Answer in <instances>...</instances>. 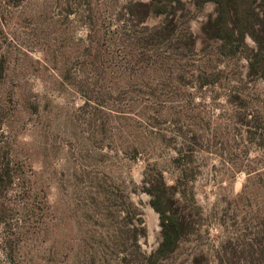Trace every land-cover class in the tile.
<instances>
[{"label": "rangeland", "instance_id": "obj_1", "mask_svg": "<svg viewBox=\"0 0 264 264\" xmlns=\"http://www.w3.org/2000/svg\"><path fill=\"white\" fill-rule=\"evenodd\" d=\"M182 2L0 0V264H149L163 210L156 264H264V58Z\"/></svg>", "mask_w": 264, "mask_h": 264}, {"label": "trees", "instance_id": "obj_2", "mask_svg": "<svg viewBox=\"0 0 264 264\" xmlns=\"http://www.w3.org/2000/svg\"><path fill=\"white\" fill-rule=\"evenodd\" d=\"M156 1L157 0H153L151 7L145 5H142V7L146 10L152 11L155 15H162L169 13L167 8L163 6V4L165 3L171 4V6L173 7V12H175L177 8H182L184 6L182 0H160L158 3ZM256 1L257 0H193V2L199 7L205 5L208 2H215L218 4L219 15L215 25H223V27L226 29V35L221 37L222 39L226 40L224 46L232 42L236 43V45L230 50V54L235 55L238 52L246 53L253 71H255V68L257 71L256 63H258L260 59L263 60L264 58V48L262 47L264 37H261L258 34L251 33V36L258 45V50L254 51L253 49L249 48V46L243 40L245 33L244 31L247 27L243 22L245 21L244 18H246V16H249L250 14L255 15L253 13L254 7L252 6ZM233 10L235 12V16L232 17V21L235 24V28L240 30L238 36L234 35L233 29H230L226 26V20L229 16L228 14H231V11ZM257 18V23L259 25H264V19L262 18V16H260V14L257 15ZM213 34L216 35V37H220L217 31H215V33ZM2 177L3 176H0V184L3 180ZM152 203L157 209H159L156 205V199L152 200ZM161 224L163 227V240L156 252L151 257H149V264H156L155 262L159 258H161L162 256H166L167 254L173 252L175 249L176 238L180 232L178 219L174 214H167L166 210H163L161 212Z\"/></svg>", "mask_w": 264, "mask_h": 264}]
</instances>
